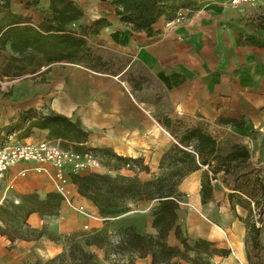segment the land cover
<instances>
[{
    "label": "crops",
    "instance_id": "1",
    "mask_svg": "<svg viewBox=\"0 0 264 264\" xmlns=\"http://www.w3.org/2000/svg\"><path fill=\"white\" fill-rule=\"evenodd\" d=\"M52 1L10 0L8 6L0 1V37L13 26L38 30L48 26L54 18ZM70 1L81 10L82 17L65 25V29L83 37L99 55L120 52L127 57L125 67L113 72L112 65L104 58L112 67V75H109L94 72L83 64L42 61L44 66L34 75L50 70L54 73L52 77L60 76L56 100L44 83L19 84L11 93L0 90V139L38 142L29 140L40 133L62 148L77 152L70 138L51 139L48 130L33 129L28 133L25 131L28 124L15 133L2 131L29 109L44 114L54 112L78 122L89 133L87 149L107 148L117 156L137 160L141 167L139 173L122 167L116 170L112 163L100 158L102 166L93 172L134 177L152 176L160 171L163 156L179 145L183 132L202 128L217 141L216 155L222 156V141L227 139L233 140L231 146L239 145L249 152L246 161L233 162L231 171L235 177L223 171L215 176L212 197L219 189L222 198L232 194L253 203L252 199L259 193L264 199V1L234 8L230 0H163L164 13L153 26L151 35L134 32L122 24L109 2L87 0L85 5L84 0ZM179 9L188 12V17L172 24ZM82 30L87 36L81 35ZM30 54L20 55L8 44L6 50L0 51V59L24 58ZM135 63L140 64L160 88L157 104L145 103L140 98L145 81L132 73ZM127 74L129 82L123 79L128 78ZM133 82L135 88L130 85ZM145 106L153 109L148 111ZM85 152L88 150L78 153ZM210 161L211 167L201 166L178 187L181 193L192 194L196 203L201 199L202 176L208 173L212 177L210 170L216 166L218 158ZM33 166L20 164L11 170L9 179L24 170L28 173L17 181L9 198L37 193L44 199L55 194L49 178L34 172ZM73 189L75 203L99 213L92 202L80 196L77 186ZM131 207L133 209L117 219L118 227L136 226L139 233H155L151 227L154 203L145 201ZM238 209L241 210L240 206ZM200 212L205 219L212 218L213 203L205 207V214ZM148 216L151 222L146 229L139 222ZM230 220L232 216L225 214L221 226L226 228ZM197 221L195 217L190 219V223ZM27 224L30 230L46 228L56 237L80 230L81 224H89L96 232L103 227L73 213L62 202L57 215L44 219L33 213ZM246 235L239 219L227 245L222 242L220 233L212 230L217 246L229 251L226 257L215 256L213 264H264V247L259 245L250 251ZM39 245L46 255H54L62 249V245L48 241L46 235L40 238ZM91 251L104 262L102 250L91 248ZM145 260L150 264L149 259Z\"/></svg>",
    "mask_w": 264,
    "mask_h": 264
},
{
    "label": "trees",
    "instance_id": "2",
    "mask_svg": "<svg viewBox=\"0 0 264 264\" xmlns=\"http://www.w3.org/2000/svg\"><path fill=\"white\" fill-rule=\"evenodd\" d=\"M0 1L4 3L3 6L10 3V0ZM101 1L113 5L120 22L137 33L145 32L151 35L153 26L164 13L163 0ZM51 9L54 12L53 22L40 30L29 26L8 28L0 37V51L6 50L10 44L12 50L20 55L31 52L28 57L13 58L17 62L40 57L41 61L48 64L58 62L83 64L94 72L112 75L111 65L94 52L83 37L65 29V25L82 17L81 10L70 0H53ZM81 35L87 36L85 30H82ZM27 124L25 131L28 133L33 129L48 130L51 139L70 138V141L75 143V151L88 150L107 163H112L116 170L129 163L140 167L137 160L117 156L110 149H87L85 143L89 133L84 131L78 122L74 123L54 112L44 114L29 109L23 112L15 123L6 126L2 131L7 134L15 133ZM189 147H192L195 154L186 150ZM217 147V141L211 134L202 128H189L181 135L179 145L163 156L160 168L169 171L164 176L143 181L138 176L112 177L93 171L73 175L72 181L77 186L80 196L92 202L104 219L119 218L120 215L129 212V203L157 202L151 222L155 234L139 233L134 226L121 227L115 233L117 240H114L105 232H96L88 235L82 243L71 242L63 253L54 258L44 263L36 261L34 264H103L91 248L105 251L106 258L110 253L131 255L138 259H149L150 264H213L212 259L215 256L226 257L229 251L210 241L199 239L191 245L178 221L183 197L178 187L185 177L201 169V166L211 167L210 160L218 158L216 166L210 170L212 177L206 173L207 180L202 181V201L206 203L211 197V181L215 176L222 171L225 175H233L230 164L237 160L244 162L249 158V152L239 145L231 146L225 158L216 155ZM51 200L60 207L61 199L57 194H49L47 200L39 204L49 207ZM33 213L36 211L29 210L26 216L29 217ZM172 233L179 245L168 243V237ZM252 233L253 248L257 249L260 245L257 241L260 229L255 225L252 227ZM42 236L43 233L39 238ZM128 264L136 263L130 261Z\"/></svg>",
    "mask_w": 264,
    "mask_h": 264
},
{
    "label": "rangeland",
    "instance_id": "3",
    "mask_svg": "<svg viewBox=\"0 0 264 264\" xmlns=\"http://www.w3.org/2000/svg\"><path fill=\"white\" fill-rule=\"evenodd\" d=\"M87 2V0H84L85 5H87ZM100 54L112 65L113 72L121 71V69L126 65L124 58L127 57L122 55L120 52H101ZM41 66H44V64L39 58H35L34 60L26 58L25 60L19 62L14 61L13 59H0V90L2 92L11 93L16 88L15 86L19 84L23 86L25 83L33 85L44 83L49 89H51L50 95L52 96V99L56 100L58 95L57 90L60 89V76L52 77L54 73L50 72V70L44 72L43 74L34 75L41 70ZM131 70L137 78L143 79L145 81L142 84L143 87L141 89L140 98L145 103L151 105L157 104L159 101L157 97L161 95V92L155 81L138 63H135ZM126 76L128 78L124 77V81H131L128 74ZM130 85L135 88V82L130 83ZM145 108L148 111L153 109L152 106H145ZM39 134L40 133H36V135L29 141H39L43 139L50 140L49 138L42 137ZM14 140L18 141L20 138ZM3 142H5V140L1 138L0 144ZM232 143L233 140L229 139H227L225 142L222 141V158H225L230 152ZM230 165L234 166V163ZM168 172V170L161 168L160 171H157L152 176L143 175L138 177L141 180L146 181L164 176ZM205 175L206 174L204 173L202 176V181L207 180ZM235 175L236 174L233 173L231 177H235ZM213 188L214 187L212 186V193ZM232 189L230 188V190ZM182 194L183 197L180 204V210L178 212V221L181 225L183 233L187 236L191 245H193L194 242L199 239L210 241L217 245L216 238L211 236L212 230L219 232L222 242L227 245L229 236L231 233H234V224H236L237 220L239 219L243 230L246 231V246L250 248V251L253 250L252 248L254 246V242L252 240V227L255 225L260 229L257 241L261 247H264V238H262V235L264 234V199L259 196V193L255 194V198L252 199L253 203L245 199H240L236 197V195L232 194H230L227 198L226 196L222 198V190L219 189H216L215 196L212 197L211 194L210 199L206 203H203L202 201V192H200V203L194 202L192 194H187L184 192ZM2 196L3 188H0V264H34L36 261H41L44 263L63 253L71 242L76 241L82 243L88 235L96 233V231L91 226L90 230L85 231L83 224H81L80 230L64 234L61 237L53 236L48 231H46V228H44L42 231L30 230L27 224L28 217L26 216V212L29 210H35L36 213L44 219L52 217L58 214L59 207L57 206V203L51 200L49 207L42 206L39 204V202L46 201L47 197L42 199L37 193H30L18 197L19 203L17 204L12 200H7L1 203ZM210 202L213 203L212 218L207 217L208 219H205V217L200 214V211L205 214L204 209ZM153 203L155 206L157 205V202ZM131 205H136V203H129V208L133 209ZM238 206H240L241 210L238 209ZM134 211L137 210L135 209ZM225 214L232 216V220H230V223L226 228L221 226L222 218ZM194 217L198 221L190 223V219ZM151 218H149V216L142 217L139 225L147 229L150 227ZM116 222L117 220L111 222H98L103 225L101 231L99 232H105L111 235L114 240H117L115 233L121 227H118L119 223ZM203 222H205L207 225ZM215 225L222 228V230L217 229ZM134 227L137 230V227ZM41 233L46 235L48 241L62 245V249L54 255L44 254L42 248L39 245V237ZM168 243L170 245H179L173 233L168 237ZM101 254H104L103 256L105 258L103 264H128L130 261L135 262L136 264H149V262H147L145 259H138L131 255L124 256L110 253L108 254V258H106V253L103 250ZM251 255L253 257L254 253L252 252ZM252 259L254 262L258 263V260L254 258Z\"/></svg>",
    "mask_w": 264,
    "mask_h": 264
},
{
    "label": "built area",
    "instance_id": "4",
    "mask_svg": "<svg viewBox=\"0 0 264 264\" xmlns=\"http://www.w3.org/2000/svg\"><path fill=\"white\" fill-rule=\"evenodd\" d=\"M264 0H230V5L234 8L256 4ZM188 12L179 9L176 12L172 24L185 21ZM195 154L192 147L186 149ZM20 164H31L33 171L37 174H45L61 202L66 205L73 213L82 216L90 222L115 221L118 218L104 219L99 213L93 212L84 205L75 203L74 183L72 176L86 171H94L102 166L101 159L92 152L78 153L64 149L59 144L41 140L38 142H20L12 139L6 140L0 145V188H3V200H12L19 203L18 198H9V193L16 189L17 181L27 176L28 170L19 172L9 179V174L13 168ZM124 170L135 173L141 172V167L132 163L124 165ZM84 230H90V225L86 224Z\"/></svg>",
    "mask_w": 264,
    "mask_h": 264
}]
</instances>
